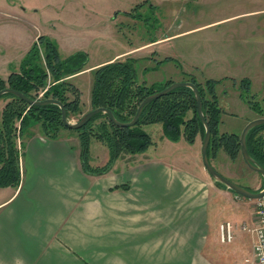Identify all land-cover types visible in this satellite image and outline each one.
I'll return each mask as SVG.
<instances>
[{"label":"crops","instance_id":"obj_1","mask_svg":"<svg viewBox=\"0 0 264 264\" xmlns=\"http://www.w3.org/2000/svg\"><path fill=\"white\" fill-rule=\"evenodd\" d=\"M241 13L261 14L262 19L254 25H231L229 29L240 37L235 42L200 43L178 59L169 47L171 37L199 26L129 46L112 32L115 25H2L0 76L19 69L39 35L52 38L61 57L87 53L85 68L71 80L84 74L92 80L95 67L126 57L137 59L138 52L153 46L158 56L152 61L143 57L148 62L144 65L136 61L137 78L148 83L178 81L191 73L198 80L220 79L219 131L237 133L258 117L240 98L238 81L248 78L251 92L264 94V6ZM105 27L108 38H96L94 31ZM111 42L118 45L115 51L88 64V47L105 51ZM170 60L173 67L166 72L163 67ZM29 131L19 151V183L0 186V264H224L218 232L223 221L210 208L212 196L220 200L223 187L202 162L201 134L192 143L183 137L171 140L163 135L160 123L156 139L145 151L123 154L107 171L93 174L81 167L79 138L72 129H62L53 138L42 134L38 124ZM98 144L102 145L97 140L90 143L93 166L100 163L95 161ZM102 146L104 165L109 151ZM207 154L217 171L244 186L239 178L245 169L239 159L232 160L219 145L209 144ZM254 180L252 187H244L252 191L263 187L256 176ZM244 198L230 202L248 213L253 224L255 199ZM249 238L252 251L251 233Z\"/></svg>","mask_w":264,"mask_h":264},{"label":"trees","instance_id":"obj_2","mask_svg":"<svg viewBox=\"0 0 264 264\" xmlns=\"http://www.w3.org/2000/svg\"><path fill=\"white\" fill-rule=\"evenodd\" d=\"M87 59L88 55L84 51L61 57L56 42L47 35H39L23 57L19 69L12 71L6 78L0 76V89L9 86L36 99L38 92L46 88L42 98L53 97L62 101L67 118L70 119L79 115L82 110L81 92L69 77L83 70ZM136 61L134 57H126L92 69L91 107H108L119 121H129L144 97L173 81L148 83L139 80ZM182 80L192 81L198 88L202 110L211 130L209 144L223 147L232 160L238 159L239 133L219 131L222 108L217 86L220 79L198 80L195 75L189 73L185 74ZM237 85L240 98L258 116H264V98L260 101L251 92L249 79H240ZM5 97L9 100L4 104L0 118V186H15L20 181L17 135L22 140V137L30 132L29 128L36 124L42 134L51 138L58 136L62 129L70 128L63 124L57 104L30 105L12 93L2 94L0 99ZM154 122L161 123L163 135L171 140L183 137L192 143L197 134L202 137L204 134V125L197 113L192 88L179 86L145 104L138 121L131 126H116L108 119L106 113L99 112L80 128L72 129L78 134L82 169L88 173L101 174L107 171L119 156L145 151L153 141L142 126ZM262 130L264 124L250 128L246 134V144L251 157L264 168ZM92 139L100 140L108 148L109 159L103 166H92L89 162ZM216 182L223 185L217 180Z\"/></svg>","mask_w":264,"mask_h":264},{"label":"rangeland","instance_id":"obj_3","mask_svg":"<svg viewBox=\"0 0 264 264\" xmlns=\"http://www.w3.org/2000/svg\"><path fill=\"white\" fill-rule=\"evenodd\" d=\"M262 6H264V0H0V29L2 25H115L112 32L123 38L129 46H134L155 37H162L167 33L199 26L192 31L176 35V38L171 37L174 39L169 47L177 53L178 59L179 54L190 53L200 43L216 45L223 41L227 43L237 41L240 37L229 29L231 25H252L254 21L258 23L257 21L262 19L261 14L253 16V13H238ZM94 32L96 38L98 36L108 38L107 27ZM105 47L109 50L104 51L103 47L99 50L97 49L99 46L88 47L90 52L88 64H92L100 55L115 51L118 45L111 42L110 48ZM138 53L137 60L143 65L148 63L145 61L146 58L152 61L158 56L153 46L144 48ZM140 57L142 59L145 57V59L142 60ZM167 65L163 69L166 72L171 71L173 61L170 60ZM83 76L70 79L81 89L82 93V97L80 95L82 111L79 115L70 118L71 121L77 120L83 113L93 108L90 105L92 80L89 78L90 74ZM254 95L260 101L264 98L262 93ZM8 100L7 97L0 99V118L2 108ZM142 127L151 134L152 138L156 139V129L160 127L159 122L144 124ZM261 132L264 135V130ZM71 133L77 134L74 130ZM97 141L105 145L100 140ZM98 145L96 153L99 154L95 161L100 162L97 166H103L101 157L103 146ZM238 159L245 169L244 175H240V183L252 187L256 183L253 177L256 176L263 186V177L259 173L251 172L241 152ZM222 187L223 194L218 196L220 200H215L212 196L210 208L217 220H228L233 223L234 237L230 244H225L229 242L220 243V257L224 264H255L250 249V232L241 228L242 224H250L248 213L240 210L237 203L230 202L234 199L245 198L223 185ZM224 189H228L233 194L226 193ZM234 195L238 198H234Z\"/></svg>","mask_w":264,"mask_h":264},{"label":"water","instance_id":"obj_4","mask_svg":"<svg viewBox=\"0 0 264 264\" xmlns=\"http://www.w3.org/2000/svg\"><path fill=\"white\" fill-rule=\"evenodd\" d=\"M179 86H189L192 88V90L194 92L196 105H197V113H198L200 120L202 121V123L204 125V134L202 137V146H201V156H202V162H203L205 168L207 169L208 173L215 180L221 182L225 187H227L229 190H231L232 192H234L236 194H239L243 197L252 198V199H256V198L260 197L264 193V185H263L262 189H259L257 191L249 190L248 188H246V187L240 185L239 183L232 181L231 179L222 175L210 163L209 158H208V154H207V150H208V146H209L211 130H210L209 123L206 120L204 112L202 110L200 93L198 91L197 86L192 81H189V80L172 81L170 84H168L164 88L147 95L146 97H144L140 101V103L138 104V106L136 108L134 115L132 116V118L129 121H119L115 117L112 110L110 108L104 107V106H98V107L91 108L88 111H86L85 113H83L77 120L71 121L67 118L66 109H65V106L62 103V101H60L56 98H53V97H46V98H42V99H33V98H30L27 95H25L23 92L16 90L14 88H11L9 86H6V87H3L0 89V96L4 93H12V94L16 95L17 97L21 98L22 100L26 101L27 103H29L30 105H42V104H47V103L57 104L60 107L61 119H62L63 124L70 129L80 128L90 118H92L94 115H96L99 112L106 113V115L108 116V119L113 124H115L116 126L124 127V126H131L138 121L145 104L152 101L153 99L160 97L161 95L166 94L167 92H169V91H171L174 88L179 87ZM259 124H264V116H258V117H255V118L247 121L246 124L243 126V128L240 131L239 142H240L241 156H242L245 164L250 169L261 174V176L264 179V168L261 165H259L251 157V155L248 152V148H247V144H246L247 132L249 131L250 128H252L255 125H259Z\"/></svg>","mask_w":264,"mask_h":264},{"label":"built area","instance_id":"obj_5","mask_svg":"<svg viewBox=\"0 0 264 264\" xmlns=\"http://www.w3.org/2000/svg\"><path fill=\"white\" fill-rule=\"evenodd\" d=\"M45 89L46 88H43L38 92V98H42ZM20 142V137L17 135L18 153L21 151ZM18 160L20 162L19 155ZM233 226V223L228 220L219 223L218 232L221 242H230L233 239ZM241 228L253 235L252 256L255 264H264V193L255 199L253 224H242ZM246 260H248V258H246Z\"/></svg>","mask_w":264,"mask_h":264}]
</instances>
